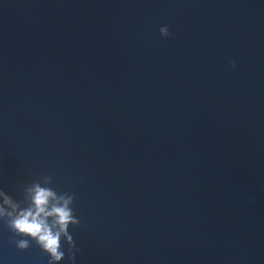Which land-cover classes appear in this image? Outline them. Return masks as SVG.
I'll return each mask as SVG.
<instances>
[{
	"label": "water",
	"instance_id": "1",
	"mask_svg": "<svg viewBox=\"0 0 264 264\" xmlns=\"http://www.w3.org/2000/svg\"><path fill=\"white\" fill-rule=\"evenodd\" d=\"M34 183L75 264H264V0H0V192Z\"/></svg>",
	"mask_w": 264,
	"mask_h": 264
},
{
	"label": "clouds",
	"instance_id": "2",
	"mask_svg": "<svg viewBox=\"0 0 264 264\" xmlns=\"http://www.w3.org/2000/svg\"><path fill=\"white\" fill-rule=\"evenodd\" d=\"M158 31L163 37L170 35L167 25H161ZM230 64L235 67L234 61H230ZM44 178L51 182L50 176ZM28 192L31 204L26 208H21L10 196L0 192V196H4L3 204L0 205V218H5L7 227L13 233L15 246L24 250L30 247V241H35L48 254V264H58L65 257L61 245L63 238L69 245L68 259L75 264V242L68 231L69 224H79L71 207L74 194H57L51 188L41 187L39 183H34ZM3 205H7L11 210H7Z\"/></svg>",
	"mask_w": 264,
	"mask_h": 264
}]
</instances>
